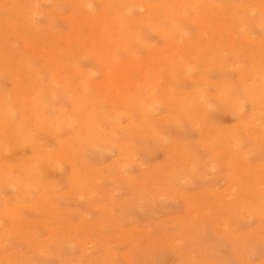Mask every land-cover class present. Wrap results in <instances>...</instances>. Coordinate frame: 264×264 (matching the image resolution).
Returning a JSON list of instances; mask_svg holds the SVG:
<instances>
[{
  "label": "rangeland",
  "instance_id": "1",
  "mask_svg": "<svg viewBox=\"0 0 264 264\" xmlns=\"http://www.w3.org/2000/svg\"><path fill=\"white\" fill-rule=\"evenodd\" d=\"M263 80L264 0H0V264H264Z\"/></svg>",
  "mask_w": 264,
  "mask_h": 264
},
{
  "label": "bare ground",
  "instance_id": "2",
  "mask_svg": "<svg viewBox=\"0 0 264 264\" xmlns=\"http://www.w3.org/2000/svg\"><path fill=\"white\" fill-rule=\"evenodd\" d=\"M98 1V0H97ZM37 2H38V0H37ZM10 3V2H9ZM107 3V2H106ZM105 3V4H106ZM90 4V3H89ZM136 6H139L141 9H144V10H151V11H154V9L152 8V6H149L148 4H146L145 2H143V1H141V4H138V5H136ZM90 7H92V6H90ZM195 8V7H194ZM86 10L88 11L89 10V7H86ZM86 15V14H85ZM113 16V15H112ZM86 22V21H85ZM81 23V22H80ZM31 24V23H30ZM88 25V24H87ZM177 26V25H176ZM105 27V26H104ZM102 29V28H101ZM159 30V29H158ZM161 30V29H160ZM170 33V32H169ZM163 34H164V32H163ZM74 35H76V34H74ZM167 35H169V34H167ZM167 35H165V36H167ZM97 36V35H96ZM164 36V37H165ZM170 36H175L176 37V40H178L179 42H183L184 40V37H182V35H177V33L176 34H174V35H170ZM234 38V37H233ZM66 39V38H65ZM80 40V39H79ZM64 43V42H63ZM177 45H180V44H178V43H176ZM35 48H37V47H35ZM179 48H182V46L181 47H179ZM115 49V48H114ZM56 50H57V48H56ZM175 50V49H174ZM228 50V49H227ZM35 51H37V50H35ZM43 51V50H42ZM45 51V50H44ZM54 51V50H53ZM176 51V50H175ZM62 52V51H61ZM50 54V53H49ZM44 55V54H43ZM56 55V54H55ZM189 55V54H188ZM46 56V55H45ZM82 56V55H81ZM51 57H52V55H51ZM51 57H50V59H51ZM64 61V60H63ZM193 63H191V65H192ZM50 66V65H49ZM58 67V66H57ZM62 67V66H61ZM56 67L54 66V69H55ZM64 71V70H63ZM104 71H105V69H104ZM191 71V70H190ZM63 74V73H62ZM87 75V74H86ZM264 81V80H263ZM111 82V81H110ZM63 83V82H62ZM202 83V82H201ZM249 83V82H248ZM264 85V84H263ZM262 85V86H263ZM121 86V85H120ZM31 88V87H30ZM124 88V87H123ZM82 90V89H81ZM165 91V90H164ZM199 94V93H198ZM29 95V94H28ZM204 95V94H203ZM201 96V95H200ZM35 97V96H34ZM202 97H204V96H202ZM30 98H31V96H30ZM201 98V97H200ZM35 99V98H34ZM153 103V102H152ZM29 104V103H28ZM151 104V103H150ZM149 110V109H148ZM184 110V109H183ZM147 111V110H146ZM204 112V111H203ZM147 113H149V111L147 112ZM143 116H145V115H143ZM146 117V116H145ZM72 120V119H71ZM96 123V122H95ZM43 129V128H42ZM24 138V137H23ZM31 138V137H30ZM6 139V138H5ZM235 139V138H234ZM62 140V139H61ZM24 142V141H23ZM9 143V142H8ZM6 145V144H5ZM3 148V147H2ZM36 152H37V150H36ZM33 156V155H32ZM38 156V155H37ZM49 156V155H48ZM47 156V157H48ZM53 157V156H52ZM28 158V157H27ZM54 158V157H53ZM57 158V157H56ZM56 158H54V159H56ZM65 158V157H64ZM41 159H43V158H40V157H38L31 165H30V178L31 179H36V178H38V169L39 168H43L42 167V164L39 162V163H36L35 164V162L37 161V160H41ZM51 156L50 157H48V158H46V160H48V161H51ZM66 159V158H65ZM44 160V159H43ZM62 161H64L63 159H62ZM76 161V160H75ZM38 162V161H37ZM51 163H52V161H51ZM51 163H49L50 164V166H51ZM5 166V165H4ZM10 167V166H9ZM28 167V166H27ZM29 168V167H28ZM51 174V173H50ZM34 183V182H33ZM36 183H38V182H35V184ZM18 185V184H17ZM38 185V184H37ZM41 185V184H40ZM42 186V185H41ZM44 189L45 188H42V191H44ZM232 189V188H231ZM225 192V191H224ZM58 195V194H57ZM40 196V195H39ZM24 207V206H23ZM87 246H89V245H87Z\"/></svg>",
  "mask_w": 264,
  "mask_h": 264
}]
</instances>
